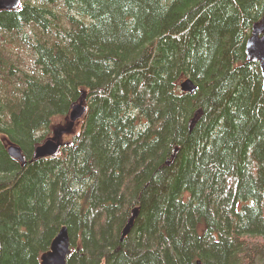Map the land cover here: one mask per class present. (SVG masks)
<instances>
[{
	"label": "trees",
	"instance_id": "trees-1",
	"mask_svg": "<svg viewBox=\"0 0 264 264\" xmlns=\"http://www.w3.org/2000/svg\"><path fill=\"white\" fill-rule=\"evenodd\" d=\"M263 15L264 0L0 11L31 56L0 41V264H40L63 225L66 264H264V89L245 54ZM82 91L59 152L32 159Z\"/></svg>",
	"mask_w": 264,
	"mask_h": 264
},
{
	"label": "water",
	"instance_id": "water-1",
	"mask_svg": "<svg viewBox=\"0 0 264 264\" xmlns=\"http://www.w3.org/2000/svg\"><path fill=\"white\" fill-rule=\"evenodd\" d=\"M20 2L21 0H0V10L14 9ZM245 54L248 60L258 61L262 78V87L264 89V15L251 26L250 35L245 42ZM180 88L184 92L192 93L196 89V84L187 78L180 83ZM85 110L86 108L83 100L73 104L68 113V121L63 126L54 128L53 134L35 148L32 158L35 159L57 154L63 143L62 136L72 132L74 123L84 115ZM195 114H198V112ZM8 154L20 160L21 165L25 163L19 147L10 145ZM137 211V207L132 209L130 217L120 232V239L128 233L134 222ZM70 252L68 230L67 227L63 225L52 238L49 249L41 254L40 264H66V258L69 256Z\"/></svg>",
	"mask_w": 264,
	"mask_h": 264
},
{
	"label": "rangeland",
	"instance_id": "rangeland-1",
	"mask_svg": "<svg viewBox=\"0 0 264 264\" xmlns=\"http://www.w3.org/2000/svg\"><path fill=\"white\" fill-rule=\"evenodd\" d=\"M0 41L4 42V44L9 49L14 51L17 54L18 57L23 58L26 63L29 64L31 62V56H30L29 52H27L28 50H27L24 42L15 41L8 34V32H2V31H0ZM198 114H194L193 118L190 119V124H193L195 122V120L199 117ZM194 117H195V119H194ZM62 121H63V119L60 118V117L55 119V122H57V123H62Z\"/></svg>",
	"mask_w": 264,
	"mask_h": 264
},
{
	"label": "clouds",
	"instance_id": "clouds-1",
	"mask_svg": "<svg viewBox=\"0 0 264 264\" xmlns=\"http://www.w3.org/2000/svg\"><path fill=\"white\" fill-rule=\"evenodd\" d=\"M10 145H14V146H16L15 144H13V143H11V142H8V143H7V148H6V149H7V153H8V148H9ZM17 147H18V146H17ZM8 155H9V154H8ZM9 156H10V155H9ZM23 156H24V155H23ZM32 156H33V154H32ZM10 157H11V156H10ZM12 158H14V157H12ZM14 159H15V158H14ZM24 159H25V157H24ZM32 159H33V158H32ZM20 164H21V163H20ZM127 220H128V219H127ZM125 223H126V222H125ZM124 225H125V224H124ZM123 227H124V226H123ZM123 227H122V228H123ZM121 230H122V229H121ZM120 232H121V231H120Z\"/></svg>",
	"mask_w": 264,
	"mask_h": 264
},
{
	"label": "bare ground",
	"instance_id": "bare-ground-1",
	"mask_svg": "<svg viewBox=\"0 0 264 264\" xmlns=\"http://www.w3.org/2000/svg\"><path fill=\"white\" fill-rule=\"evenodd\" d=\"M246 57H247V56H246ZM247 60H248V59H247ZM248 61H250V60H248ZM253 62H258V61H257V60H255V61H253ZM196 118H197V117H196ZM194 119H195V117H194ZM194 119H193V120H194ZM59 229H60V228H59Z\"/></svg>",
	"mask_w": 264,
	"mask_h": 264
}]
</instances>
